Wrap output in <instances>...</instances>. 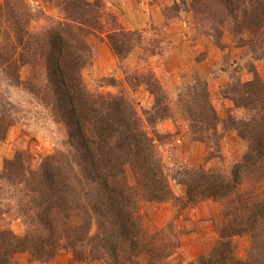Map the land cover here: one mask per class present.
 Here are the masks:
<instances>
[{"label": "rangeland", "instance_id": "obj_1", "mask_svg": "<svg viewBox=\"0 0 264 264\" xmlns=\"http://www.w3.org/2000/svg\"><path fill=\"white\" fill-rule=\"evenodd\" d=\"M70 11L81 14L92 54L82 70L85 85L94 94L124 96L134 105L173 195L160 203L151 193L139 195L133 214L144 253L119 264H197L228 240L245 261L250 235L223 239V229L249 216L245 209L263 195L264 184L246 177L235 196L195 204L188 202L185 185L190 173L232 174L247 143L227 122L250 117L233 100L244 96L243 85L257 76L264 82V33L244 30L240 11L227 0H0V229L24 237L28 227L19 206L33 196L25 182L7 179L9 163L13 170L21 166L27 180L47 157L71 149L52 111L40 52L41 42ZM116 33L121 34L119 57L110 42ZM13 262L80 264L67 251L50 262L27 253Z\"/></svg>", "mask_w": 264, "mask_h": 264}, {"label": "trees", "instance_id": "obj_2", "mask_svg": "<svg viewBox=\"0 0 264 264\" xmlns=\"http://www.w3.org/2000/svg\"><path fill=\"white\" fill-rule=\"evenodd\" d=\"M227 1L240 11L244 30L254 36L264 33V0ZM70 5L71 2L66 7L62 4V11L66 12ZM80 15L70 11L68 19L57 23L40 48L48 68L52 111L65 127L66 145L71 149L47 157L40 171L30 173L27 180L21 166L13 170L14 163H9L7 179L25 182L33 196L19 206L28 227L26 235L18 237L0 229V264H14L21 253L50 262L61 251L70 252L80 264L102 260L108 264L130 263L133 256L144 253L141 226L133 214L139 195L151 193L159 203L173 200L134 105L124 96L94 94L85 85L82 70L91 62L92 54L79 23ZM119 35H110L118 57ZM34 45L30 41V47ZM242 91L244 96L233 101L237 108L249 111L250 117L231 118L227 123L247 143V150L231 175L190 173L185 185L191 204L203 198L233 197L246 177L264 184V82L257 76L244 84ZM160 98L159 104L164 101ZM210 118L218 121L216 115ZM139 187L142 191L137 190ZM262 194L256 195V201L245 209L249 212L246 219L233 220L223 229V239L250 235L249 257L245 261L238 259L228 240L208 257L202 256L197 264H264V191ZM236 200L240 202L237 196Z\"/></svg>", "mask_w": 264, "mask_h": 264}]
</instances>
